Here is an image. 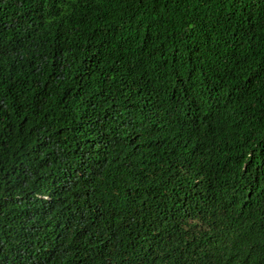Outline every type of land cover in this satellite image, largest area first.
Masks as SVG:
<instances>
[{"label":"trees","instance_id":"1","mask_svg":"<svg viewBox=\"0 0 264 264\" xmlns=\"http://www.w3.org/2000/svg\"><path fill=\"white\" fill-rule=\"evenodd\" d=\"M0 264H264V0H0Z\"/></svg>","mask_w":264,"mask_h":264}]
</instances>
